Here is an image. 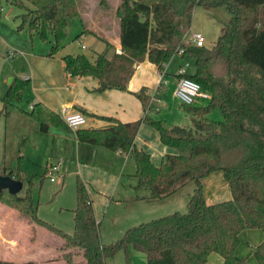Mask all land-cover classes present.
Wrapping results in <instances>:
<instances>
[{
    "label": "trees",
    "instance_id": "obj_1",
    "mask_svg": "<svg viewBox=\"0 0 264 264\" xmlns=\"http://www.w3.org/2000/svg\"><path fill=\"white\" fill-rule=\"evenodd\" d=\"M28 1L35 8L23 14V24L44 40L51 36L54 44L48 55L56 56L63 48L69 20L81 15L78 0ZM17 2L24 6V2ZM198 5L224 8L230 15L229 26L212 47L186 41ZM116 14L122 51L109 55L112 44L100 36L106 49L94 59L85 54L62 57L69 76L96 79L98 92L127 90L137 64L149 61L163 70L184 49L182 55H191L196 63V71L185 76L197 80L215 102L219 100L224 120L216 125L196 119L193 128H188L167 127L148 113L126 123L110 116L103 117L108 122L104 127L79 128L77 138L133 157L136 189L149 190L146 199L163 200L192 180L195 189L189 195L187 212L140 223L127 229L122 238L104 243L91 194L80 177L72 233L37 215L30 189L24 194L4 189L0 203L22 211L65 243L69 251L60 264H73L79 256V264H107L108 259L129 248L145 253L148 264H206L212 253L220 254L224 264H248L246 258L236 255L240 234L246 229L264 231V0H121ZM30 84V79H21L10 87L0 116H9L12 101ZM136 95L147 109L149 98L143 90ZM26 113L39 121L44 133L52 123L62 121L42 102L33 104ZM143 122L155 127L161 141L177 150L166 153L159 165L135 143ZM217 172L223 174L232 199L209 204L203 181ZM0 174L22 180L20 169L4 166ZM254 256L258 264H264V242L254 247ZM0 264L42 263L0 259Z\"/></svg>",
    "mask_w": 264,
    "mask_h": 264
},
{
    "label": "rangeland",
    "instance_id": "obj_2",
    "mask_svg": "<svg viewBox=\"0 0 264 264\" xmlns=\"http://www.w3.org/2000/svg\"><path fill=\"white\" fill-rule=\"evenodd\" d=\"M18 1L24 2V6L17 0H0V112L4 107L2 100L11 86H17L21 79L32 78V81L30 80L32 87L30 84L21 97L12 101L9 106V116H0V167L20 169L24 183L22 194L28 189L31 190L37 215L67 233H72L73 210L77 207L78 174L67 175L65 180L57 178L56 181H51L46 172L47 163L54 160L51 155V140L33 129L32 123L38 125V122L26 113L31 111L33 103L32 90L35 85L32 76L33 67L37 69L38 65L42 64L41 60L36 59L51 57L48 54L54 39L49 36L44 40L38 34H33L27 23L23 24V14L28 9H34L35 6L28 0ZM120 1L78 0L81 15L69 20L67 35L61 42L63 48L59 54H85L90 59H94L98 53L103 52L106 44L98 36L105 37L104 32L113 40L118 36L120 21L116 9ZM229 24L230 15L224 8L209 9L198 5L186 39L188 40L195 32L201 33L206 38L205 45L212 47ZM85 28L95 31L98 36L87 33V36L83 37L84 41L80 42L84 35L79 38L78 36ZM83 44L86 47H83ZM112 52L111 49L109 55H112ZM166 65L170 67V73L175 70L174 74H178L181 68H184L188 74L196 71L195 59L189 54L182 56L177 53ZM175 88V84L168 87L169 91L165 95V102L161 105V112L154 113L156 118L166 120L167 127L172 123L182 122L177 120L175 113L179 109V102L175 99ZM213 99L208 106V109H212L208 118L216 122L223 121V114L218 109L219 100L215 102ZM59 159L64 160L63 158L56 160ZM130 163L119 189H107L108 192L104 193L106 195L102 194L98 201L102 214L100 235L104 243L122 238L125 233L122 235L121 231L131 223L140 224L141 220L147 222L174 212H187L189 194L195 189L194 182L187 180L177 189L174 196L161 200L163 202L154 204V207H149L147 205L150 203L139 200L137 196H140L139 198L150 196V191L136 189L137 179L133 176L136 172L135 159ZM64 170L67 173V168ZM115 187L113 185V188ZM178 209L180 210L177 211ZM0 228L4 235L3 240L0 235V259L23 262L34 257L43 261L49 259L60 261L58 259L69 251L58 236L34 222L22 211L4 203H0ZM39 250L40 254L37 253ZM20 253L25 255L18 256ZM80 259L81 256L75 257L73 264H79Z\"/></svg>",
    "mask_w": 264,
    "mask_h": 264
},
{
    "label": "crops",
    "instance_id": "obj_3",
    "mask_svg": "<svg viewBox=\"0 0 264 264\" xmlns=\"http://www.w3.org/2000/svg\"><path fill=\"white\" fill-rule=\"evenodd\" d=\"M85 31L84 38L87 36V33L97 35L95 31L89 28H86ZM103 35L112 44V54L122 51L120 31L114 40L106 32ZM98 37L103 40L100 36ZM103 42L105 43L104 40ZM59 53L48 59H36L41 60L42 64L38 65L37 69L33 67L32 71L35 82V85H33L34 90H32V105L42 102L45 106L58 113L62 121L52 123L49 126L48 132L45 133L40 131L38 120H36L38 125L32 123V126L35 131L44 134L51 140V155L54 157V160L52 159L48 162L46 168L51 163L56 162L57 158H63L64 165L60 178L65 180L67 175L78 174V177L86 182L93 200L95 215L101 227L102 220L100 219L102 214L98 203L99 198L102 194L108 192L107 189H119L127 167L134 158L121 150H111L101 145L79 141L76 131H73L65 123L66 114L69 112H82L85 114L87 122L82 128L106 126L108 122L103 117H115L121 122L126 123L138 120L147 113L155 120L167 126L166 120L156 118L154 113L161 112V105L165 102V95L169 91L168 87L173 84L176 86L180 74H174L175 70L170 73V67L167 65L163 70H160L155 64L144 61L136 65L127 90L108 89L104 92H98L95 90L99 85L96 79L90 76H69L64 69L62 60V57L66 54ZM185 73L188 74V72ZM166 75H169V77L167 78ZM30 80L32 81V78ZM142 90L145 96L149 98L147 109H145L143 101L136 95V93ZM175 99L178 100L177 98ZM209 104L210 100H203L201 98H198L190 107L182 106L179 102V109L175 113L177 114V120L179 119L182 122H175L169 126L182 125L193 128L196 119H206L209 124H220L223 121L216 122L208 118V114L212 110L208 109ZM135 143L138 148L145 150L151 155L156 165L161 163L166 153L177 152L176 149L165 145L161 141L159 131L146 122H143L140 126ZM64 168H67V173ZM134 178L136 179L135 176ZM203 183L206 200L209 204L232 199L231 190L221 172L211 174L204 179ZM113 185L116 187L113 188ZM137 197L139 200L150 203V205H147L149 207H154V204H159L161 201L146 199L147 195L142 196V198H139L140 196ZM167 198H170V196ZM103 216L105 217V215ZM141 221L140 223H143L144 220ZM138 223H131L125 226L124 230L121 231L122 235L127 229ZM0 235L3 240L4 235L1 228ZM240 239L236 255L240 258H246L248 264H258L254 256V247L264 242V231L261 229H246L241 232ZM12 243H16V241H12ZM24 250L23 248L22 251L24 252ZM39 252L40 250L37 251L38 254H40ZM20 255L24 256L25 254L20 253L18 256ZM63 257H59L60 259L58 260L60 261H57V259L43 261V259L34 257L31 260L42 264H57V262L64 261L62 260ZM107 264H148V257L145 253L129 248L118 252L113 258L108 259ZM206 264H224V260L220 254L212 253Z\"/></svg>",
    "mask_w": 264,
    "mask_h": 264
},
{
    "label": "built area",
    "instance_id": "obj_4",
    "mask_svg": "<svg viewBox=\"0 0 264 264\" xmlns=\"http://www.w3.org/2000/svg\"><path fill=\"white\" fill-rule=\"evenodd\" d=\"M83 41L84 38L82 36L80 42ZM186 41L197 46H203L206 43V38L201 33L195 32L188 40L186 39ZM83 47L86 46L83 44ZM183 52L184 49H180L178 53L183 54ZM179 74L181 76L175 86V96L181 104L185 106H192L198 98L211 100V93L208 90H205L197 80L185 76L184 68L180 69ZM65 121L73 131H77L86 124L87 117L82 112H69L65 116ZM63 165L64 160L59 159L47 167L46 172L51 181L54 182L57 178H60Z\"/></svg>",
    "mask_w": 264,
    "mask_h": 264
},
{
    "label": "water",
    "instance_id": "obj_5",
    "mask_svg": "<svg viewBox=\"0 0 264 264\" xmlns=\"http://www.w3.org/2000/svg\"><path fill=\"white\" fill-rule=\"evenodd\" d=\"M24 188V183L22 180L15 179L9 175L0 174V192L4 189L12 194L20 193Z\"/></svg>",
    "mask_w": 264,
    "mask_h": 264
}]
</instances>
